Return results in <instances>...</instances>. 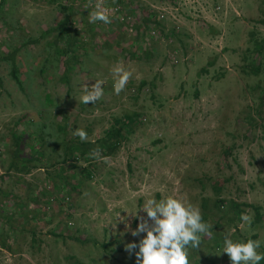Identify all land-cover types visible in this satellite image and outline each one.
Masks as SVG:
<instances>
[{
	"label": "rangeland",
	"instance_id": "rangeland-1",
	"mask_svg": "<svg viewBox=\"0 0 264 264\" xmlns=\"http://www.w3.org/2000/svg\"><path fill=\"white\" fill-rule=\"evenodd\" d=\"M89 2L6 0L3 16L14 27L6 42L21 49L20 85L8 63L0 66V264H135L125 247L138 241L131 233L139 221L127 212L146 199L168 197L197 207L208 225L200 247L187 250L189 264L227 263L220 252L226 235L246 240L256 233L263 253L264 61L258 74L246 65L252 59L247 48L264 38V0H189L177 9L162 0H128L127 19L117 22L122 14L108 12L110 24L90 22L98 4ZM102 3L101 11L114 6L113 0ZM63 6L73 7L72 33H78L67 83L65 58L56 63L54 49L45 45L50 35L37 43L27 38L53 27ZM148 7L165 8L163 32L157 29L154 37L142 24ZM173 27L177 33L165 38ZM117 62L132 73L119 95L110 74ZM95 80L104 81L103 95L85 105L83 84ZM135 114L132 132L115 153L89 167L74 162L76 169L63 172L48 165L49 157L59 159L62 138L84 130L86 139H99L116 118ZM12 134L23 136L28 155L38 150L30 139L43 136L44 158L33 161L43 167L7 171L16 148ZM227 147L232 152L225 160ZM217 198L259 206L262 219L254 223L255 212L246 207L242 215L251 223L241 219L235 225L227 205L213 208Z\"/></svg>",
	"mask_w": 264,
	"mask_h": 264
},
{
	"label": "trees",
	"instance_id": "trees-1",
	"mask_svg": "<svg viewBox=\"0 0 264 264\" xmlns=\"http://www.w3.org/2000/svg\"><path fill=\"white\" fill-rule=\"evenodd\" d=\"M128 0H113V5L115 4H120V6L127 7L126 2ZM168 3H174V0H165ZM5 0H2L0 5L5 4ZM95 2L94 0H90L89 3ZM93 7V6H92ZM63 9V16L56 21L55 25L53 27L47 28L46 30H42L40 32V36L38 38H31L30 36H27L29 38V42L37 43L40 41V38L44 37L45 35H50L49 41L45 44L47 48L54 49V54L55 56V62H59L60 58L63 56L65 59H62L61 62H64V72H63V80L64 82H68V74L70 73L72 69V65L70 63L71 59L76 60V57L74 56V53L76 49L78 48L75 46L76 44V35L78 34L76 32V29H74L72 33V24L73 21L69 16V10L73 9L72 6L66 7L63 6L61 7ZM130 8V7H129ZM145 9V14L143 16L142 24L144 27V30H149L150 25H153L156 29L160 30L158 31L159 34H161L163 31V21L157 17V12H154V10L150 7L148 8H143ZM68 12V13H67ZM130 12L132 10L130 9ZM117 22L119 19H116ZM116 20H114L116 22ZM264 22V18L262 20ZM7 24V22H5ZM140 25V24H139ZM169 30L171 35H174V32H176L175 27L173 28H168L167 31ZM177 33V32H176ZM176 35V34H175ZM165 38H168L169 36L167 34L164 35ZM63 43L62 45L60 43ZM24 42L21 43V47H23ZM8 46L11 47V45L8 44ZM248 53L249 57L252 58L250 62L246 65L249 69L250 72L254 74H258V72L261 69L262 66V61H264V38H261L259 40H254L253 44L251 47H248ZM19 48L16 47V49H12L11 51H8V55L6 56L5 62L9 61L10 63V70L9 73L10 75L18 82L20 85L19 79H18V67L15 61V57L17 55ZM255 55V57H251ZM46 60V58H45ZM212 65V62L208 63V66ZM207 72L206 69L202 70ZM39 72H44V68L41 67L39 69ZM224 76V73H220L218 78H221ZM263 94H264V87H263ZM47 96V95H46ZM137 115H124L120 118H116L114 120V125L111 126L110 129L106 130L105 136L99 139H85L81 140L79 136H74L72 139H66V137L62 138V145L63 148L61 150V153H59L58 160H53L51 157H49L48 165H51L54 167H57L54 172H59L58 170L61 169V171H66V170H73L76 169L78 166L74 163L77 161H82V162H87L88 167L91 166L90 164L93 161H96L97 159L104 157V156H109L117 150L119 147L120 141L128 135V133L132 132L131 125L135 123V118ZM56 129L59 130V132H64L65 131V126L63 124H57ZM33 136V135H32ZM31 136V137H32ZM32 142L36 143L38 142V150L34 155L26 154L25 149L23 146L26 145V142L23 146H21V142H23V136L20 134H12V142L11 145L15 144L16 148L14 149V153L12 152V157L9 159L8 163V168L7 171L15 170L16 172L20 173H29L32 168L35 167H43V166H37V164H33V161L36 160H42L44 158V151L43 148L46 145V141L44 140L43 136L39 135H34L31 139ZM30 141V142H31ZM31 142V144H32ZM13 143V144H12ZM30 144V147H31ZM36 147V148H37ZM96 151L98 152V155L93 156L92 153ZM232 152V147H227L222 151V155L227 159L229 155H231ZM25 153V155H23ZM87 167V168H88ZM87 168H83L84 171H86L87 175H90V172L87 170ZM74 188L75 186L71 183L69 184V181L67 183V186H70ZM66 186V185H65ZM222 187V184L219 185V187H215L217 192H220ZM68 199V197L66 198ZM203 208H206L205 202L202 203ZM224 205L228 206V209L230 213H232L231 220L237 225V223L241 220L242 214L245 211L246 207H251L254 212V223H259L262 219V215L259 212L260 207L255 206L249 203H239L234 200H228L224 198H217L213 201V208L216 209V211H220L221 207ZM207 214H203V218L206 217ZM68 227V226H67ZM257 237V234L254 233L250 236L251 239H255ZM214 246L216 248H220L221 243L218 242L215 238L214 241ZM264 253V250H263ZM227 263L225 264H230V259L227 256V259H225ZM77 262H75L76 264ZM81 264V263H77ZM259 264H264V260H261Z\"/></svg>",
	"mask_w": 264,
	"mask_h": 264
},
{
	"label": "clouds",
	"instance_id": "clouds-1",
	"mask_svg": "<svg viewBox=\"0 0 264 264\" xmlns=\"http://www.w3.org/2000/svg\"><path fill=\"white\" fill-rule=\"evenodd\" d=\"M97 21L111 23L109 15L100 10L99 4L90 15L91 23ZM110 74L113 91L119 95L128 84L132 73L123 63L117 62L112 66ZM103 84V80H95L90 86L83 84L80 102L88 105L100 100ZM74 134L82 141L86 139L84 130H77ZM92 155L96 156L98 152L94 151ZM139 211L146 213V218L140 217ZM127 213L139 221L131 233L132 236L139 237L138 241L130 242L125 247L128 253L134 255L135 264H189V246L194 249L200 247V234L206 233L208 229L197 207L175 197L159 201L149 198L137 206L134 213ZM241 219L247 224L251 223V217L247 215H242ZM260 247V240H234L226 235L220 252L229 257L230 264H259L264 260V253L258 252Z\"/></svg>",
	"mask_w": 264,
	"mask_h": 264
},
{
	"label": "crops",
	"instance_id": "crops-1",
	"mask_svg": "<svg viewBox=\"0 0 264 264\" xmlns=\"http://www.w3.org/2000/svg\"><path fill=\"white\" fill-rule=\"evenodd\" d=\"M6 1V0H5ZM8 2V0H7ZM7 11V3L5 2L4 5H0V66L3 65V63H9V61L5 62L6 56L8 55V51H11L12 49H16L19 48L17 55L15 57V61L18 59L19 57V52H20V46L18 45H13V46H8V35L7 33H9V30H12L11 33H13L14 31V27H8L5 22H7L6 18L3 16V12L6 14ZM9 28V29H8ZM16 30L18 28V26H15ZM5 31V32H4ZM10 34V33H9ZM7 41V42H6ZM54 60L56 59L55 56H53Z\"/></svg>",
	"mask_w": 264,
	"mask_h": 264
},
{
	"label": "built area",
	"instance_id": "built-area-1",
	"mask_svg": "<svg viewBox=\"0 0 264 264\" xmlns=\"http://www.w3.org/2000/svg\"><path fill=\"white\" fill-rule=\"evenodd\" d=\"M1 1L2 0H0V3H1ZM94 1H95V3L93 2L94 4H99L101 7H103L102 0H94ZM162 1H165V0H162ZM165 2H167V1H165ZM187 2H189V0L188 1L187 0H174V3L173 4L169 3V5H171L174 9H177V8H179V5H184ZM219 8H220L219 5L215 6V10H218ZM124 9L125 8L123 6H120V4H115L111 9H105V12L106 13L112 12V14L113 13L122 14V16H120L121 18L119 20H120V22H123L128 17V15L124 11ZM157 17L159 19H161V20H163L165 18V8L164 7L160 8V9H157ZM149 30H150V37H154V35H156L157 29L155 27H153V25H150ZM167 34H168L169 37L173 36V35L170 34L169 31H167ZM68 225H71V223H69Z\"/></svg>",
	"mask_w": 264,
	"mask_h": 264
}]
</instances>
